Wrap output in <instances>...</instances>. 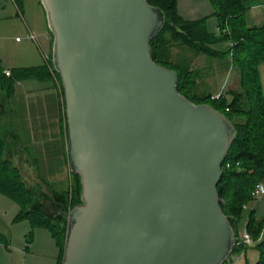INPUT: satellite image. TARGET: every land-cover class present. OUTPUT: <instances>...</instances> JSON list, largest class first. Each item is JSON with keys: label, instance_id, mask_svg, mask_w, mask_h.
Wrapping results in <instances>:
<instances>
[{"label": "water", "instance_id": "water-1", "mask_svg": "<svg viewBox=\"0 0 264 264\" xmlns=\"http://www.w3.org/2000/svg\"><path fill=\"white\" fill-rule=\"evenodd\" d=\"M40 1L64 90L69 168L82 187L81 202L60 211L62 264H224L237 235L218 185L237 128L188 99L178 73L154 60L164 9L148 0ZM8 103L0 96L4 159L42 205L59 191L27 151L8 153Z\"/></svg>", "mask_w": 264, "mask_h": 264}, {"label": "trees", "instance_id": "trees-1", "mask_svg": "<svg viewBox=\"0 0 264 264\" xmlns=\"http://www.w3.org/2000/svg\"><path fill=\"white\" fill-rule=\"evenodd\" d=\"M148 1L163 8L167 15L162 30L152 41L154 60L178 73L179 91L188 99L195 103L211 104L227 115L237 128V137L223 164L218 190L222 208L239 237L240 227L246 221L247 206L250 201L259 198L253 196L252 192L257 184L264 182V89L260 73V66L264 64V21L254 25L247 22L249 9L254 6L264 7V0H210L214 7L213 15L219 21L217 32L208 29L206 18L187 19L182 16L178 10V0ZM184 48L195 56H179ZM175 54L178 56L175 57ZM201 54L213 60L212 63L221 64L226 61L227 70L234 68L237 71L233 87L215 92L221 93L217 99H212L213 90L202 87L205 83L204 75L194 64V60ZM52 70L63 90L60 75L53 64ZM46 74V66L17 68L10 76L0 67V87L10 95L18 80L45 77ZM61 94L64 95V90ZM61 120L64 134L68 129L64 130L63 118ZM4 152L5 142L0 139V193L18 203L19 219L28 218L34 227L42 226L51 231L60 248L58 264H62L66 227L62 224L60 211L67 206V202L70 206L81 202L79 175L71 172L75 176L72 191H62L68 195V201L59 192L58 196L48 197L56 203L54 207L59 208L49 214L41 209L42 205L36 204L33 190L23 181L20 170L13 162L4 159ZM246 230L253 237L252 243H257L256 248L260 254L253 264H264V217L251 213L247 217ZM6 239V235L0 232V243ZM250 244L235 245L224 264H235V255L240 252L246 254Z\"/></svg>", "mask_w": 264, "mask_h": 264}, {"label": "rangeland", "instance_id": "rangeland-1", "mask_svg": "<svg viewBox=\"0 0 264 264\" xmlns=\"http://www.w3.org/2000/svg\"><path fill=\"white\" fill-rule=\"evenodd\" d=\"M11 1L13 0H0V36L8 33L13 34L9 39L0 37V67L22 66L21 68H23L25 62L31 61L25 59L22 54L32 51H30L31 47L25 40L21 43L15 42L16 36L23 37L22 23L24 21L30 24H39V21L35 15L29 14V12L32 14L36 13L35 5L29 3L25 15H16L10 6ZM18 3L24 12L22 0L21 2L18 0ZM42 7L44 9L43 5ZM178 10L187 19L206 18L208 29L213 32L218 31L219 21L213 15L214 7L210 0H178ZM249 11L247 14L249 25L261 24L264 21L263 9L255 7L249 9ZM251 12L254 15V19L251 18ZM225 46L226 43L224 44ZM181 51L183 52L179 56H187L188 58L195 56L186 48ZM177 56L175 54V57ZM30 57L34 61L37 55L33 54ZM212 61L203 54L198 55L194 60V64L199 67L200 72L204 75L203 79L205 83L202 85L203 89H211L215 93L233 87L238 75L236 69L230 68L227 70L225 67L226 61L221 64L218 62L212 63ZM49 62L52 66L51 60ZM260 73L264 89V64L260 66ZM19 82H22V85H17ZM25 82L23 79L16 82L17 94L10 98L14 109L12 114L14 130L21 134L23 145L38 163L41 174L56 187L60 194L66 190H70L71 192L73 184H75V176L71 173L70 169L69 171L67 170V166H69V153H67L68 132L65 130L67 129V122L64 95L62 96L60 113L57 106V98L52 97L50 100L51 110L48 111L47 117L43 116L41 121V123H44V126L38 125V121L32 119L31 112H34V107L33 109H29L28 96L26 94H19V91H22V88L25 87ZM59 86L62 92L60 83ZM61 118H63L64 122V134ZM64 159H66L65 162ZM54 208L56 207H53L50 199L46 197L42 203V209L51 214L56 212L57 208L55 211ZM19 211L20 207L18 203L9 196L0 193V232L4 233L7 237L5 242L0 243V264H56V256L59 251L56 246V239L45 228L34 227L28 218L19 219ZM251 213L257 217H264V196L250 201L247 206L246 221ZM246 221L240 227V234L246 230ZM38 231H42L43 234H38ZM45 239L51 241V249ZM32 242L38 244V249L34 250L31 248L28 250V243ZM256 245V242L250 244L246 254L245 252L237 253L235 256L238 259L235 264L255 263L260 256ZM26 248L27 253H24ZM19 250H21V253Z\"/></svg>", "mask_w": 264, "mask_h": 264}, {"label": "crops", "instance_id": "crops-1", "mask_svg": "<svg viewBox=\"0 0 264 264\" xmlns=\"http://www.w3.org/2000/svg\"><path fill=\"white\" fill-rule=\"evenodd\" d=\"M20 2H21V0H20ZM29 3L31 5L36 6V13L32 14L31 12H29V14L35 15L36 18L38 19L40 25L37 23L30 24L27 21L26 22L24 21V23H22V25H23V27H22L23 37L16 36L15 42L21 43L22 41L25 40L31 47L30 51H32V52H30V53L25 52V54H22V55H24L25 59H27V60L29 59L31 61V62H25L23 64V68L46 66L47 67V74L45 77H29V78L23 79L26 81L25 87L22 88V91H19V94H22V95L26 94L28 96L29 109L30 108L33 109V107H34V112H31L32 119L37 120L38 125L44 126V123H41V121H42L43 116L47 117L48 111L51 110V107H50L51 98L52 97L57 98V103H58L57 106H58L59 113H60L62 95H61V89L59 86V81H58L57 75L52 70V66L49 64L50 62L47 61V58L49 60H51V58H52L53 34H52L49 26L47 25V22H48L46 19L47 15H46V11L42 7L41 1L40 0H33V1L32 0H22V7L24 8V12L20 8L18 0L11 1L10 6L14 10V13H16V15H20V14L25 15V12L27 11ZM255 7H259V8L264 10L263 6H254L252 8H255ZM251 18L254 19V15L252 14V12H251ZM32 35H34V36L32 37ZM11 36H13V34L8 33V34H4L3 36H0V37L5 38V39H9ZM38 37L41 40L40 39L38 40ZM33 54L37 55V57H36V59H34V61H32L33 59H32V57H30ZM42 57L44 58V61H43ZM21 67L22 66L4 67L3 72L5 71V69H8V70H11V73H12V71L14 69L21 68ZM17 85H22V82H19ZM16 88L17 87L14 88L13 93L10 95H8L5 91H3L2 88H0V96H3V97L7 96L8 97V102H9L8 104L11 108L10 109V111H11L10 117L7 114L8 109L5 108L1 112V116H2L1 118H2V120H4V121H2V125L5 126V132L7 135V139H9L10 143L12 142V145L7 148V151H8V153L9 152L12 153L10 156L13 158L16 155H17L16 156L17 158H19V156H20L18 154L17 149H20L21 151L25 150L30 155L29 151L23 145V139L21 137V134L19 132H17L16 130H14V127L12 124V114H13L14 109L11 105L10 98H11V96L14 97L17 94ZM14 140H15V142H17L19 140L22 144V147L21 148L17 147L16 143H15V147H14ZM67 150H68V146H67ZM33 160L35 161V159H33ZM65 160L66 159H64V162H65ZM37 165H38V163H37ZM38 167H39V165H38ZM69 169H70L69 166H67L68 171H69ZM39 170H40V167H39ZM49 199L51 200V198H49ZM57 210H59V208H57ZM37 228H45L46 230L50 231L48 228L42 227V226H39ZM39 233L41 235L43 234L42 231H38V234ZM50 233H51V231H50ZM45 241L47 242V245H49L50 249H51V241H47V239H45ZM35 242H36V240H35ZM35 242L28 243V246H27L28 250L31 248L34 250L36 248L38 249V244H36ZM56 246H57V249H59L58 254L56 256V264H58L59 255H60V248H59L57 243H56ZM27 248L24 250V253H27ZM19 252L21 253V250H19Z\"/></svg>", "mask_w": 264, "mask_h": 264}, {"label": "built area", "instance_id": "built-area-1", "mask_svg": "<svg viewBox=\"0 0 264 264\" xmlns=\"http://www.w3.org/2000/svg\"><path fill=\"white\" fill-rule=\"evenodd\" d=\"M34 35H32L33 37ZM47 61H49V59L47 58ZM6 75L10 76L11 75V70H5L4 71ZM221 95V93H214L212 95V99H217L219 98ZM229 165V164H228ZM253 196L255 197H262L264 196V182H260L259 184L256 185V187L254 188L253 192H252ZM253 241V237L251 235V233L247 230H245L242 234L239 235V237H237L236 240V245H240V244H250ZM235 261L238 259L237 257L234 258Z\"/></svg>", "mask_w": 264, "mask_h": 264}, {"label": "flooded vegetation", "instance_id": "flooded-vegetation-1", "mask_svg": "<svg viewBox=\"0 0 264 264\" xmlns=\"http://www.w3.org/2000/svg\"><path fill=\"white\" fill-rule=\"evenodd\" d=\"M50 202H52L53 207H54L56 203H55V204L53 203V199H51ZM55 210H56V208H54V211H55Z\"/></svg>", "mask_w": 264, "mask_h": 264}]
</instances>
